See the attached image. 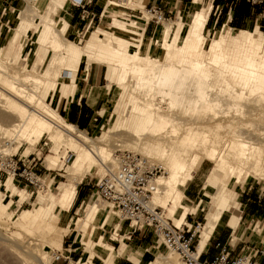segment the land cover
<instances>
[{
  "label": "bare ground",
  "instance_id": "6f19581e",
  "mask_svg": "<svg viewBox=\"0 0 264 264\" xmlns=\"http://www.w3.org/2000/svg\"><path fill=\"white\" fill-rule=\"evenodd\" d=\"M24 1L25 6L16 11L18 22L11 40L15 43L22 34L25 21L35 22L37 19H44L46 22L44 21L45 24L38 28L37 40L39 42L47 40V44H49L47 47L52 50L47 61L51 60V63L49 67L46 65L41 72L32 70L31 73L26 72L19 75L7 72L0 73L2 74L0 84L4 87L1 89L11 95L7 97L9 100L7 111L13 115L12 123L5 127L0 125V128L6 134L11 135L12 139L19 137V142L14 146L15 151L19 149L23 142H26L28 146H34L39 139H34L33 134L36 131L39 132L40 137L47 134L48 139L53 142V154L48 159L49 166H55L61 158L63 160L67 159L69 152H74V160L66 167V171L72 176H77L84 164H97L99 167H106L105 163L109 154L103 146L98 145V142L103 141L102 143H104L105 135L112 133L118 127L115 122L110 126L106 125L102 135L98 134L93 137L86 131L80 130L75 125L65 121L59 115L57 109L50 108L48 101L55 96L58 82L61 80L60 75L63 73L65 78L67 76L74 78L77 75L78 66L68 64L70 61L77 62L76 58H81L88 67L93 63H99L109 69L120 68L119 85H124L127 74L132 73L135 76L133 91H141L148 96H154L155 93H158L160 100L167 98L169 106L171 104V106L182 108L184 112L200 109L211 111L213 115H216L220 112L217 107L225 105L222 101L226 95L239 100L243 99L244 95H248L250 98L252 97L253 102H257L256 104L264 100V38H255L252 32L241 29L238 30L239 36L235 37L234 40L226 38L222 31L218 38L207 39L203 31L206 28L209 8H199L189 21H186L187 16H185L184 21L180 18L174 22L163 20V27L158 37L156 39L146 37L147 45L145 46L140 43L141 29L139 27L130 26L129 24L122 25L124 28L120 30L123 31V34H120L112 29L117 28L115 24L118 23H115L114 26H110L111 30L101 31L107 39L100 36H91L82 47H79L74 42L65 39L61 30L53 27L52 21L51 23L47 22L54 10L50 3H55L61 7L64 5L65 0H49V2L47 0V4L43 9H39L36 0ZM132 1L121 0L111 2L110 5L138 9ZM115 12L125 13L121 10H115ZM143 12L148 13L146 9ZM44 25L49 27L44 28ZM150 45H153L154 48H161V55L173 61L154 59L153 56L155 55H152L149 51ZM37 46H33V51ZM5 52H7L6 49ZM202 53H204V60H197ZM206 60L211 63L208 62L210 64H207ZM237 62L240 64H236ZM213 66L215 67L213 68ZM37 76H45L48 80L46 81L47 78H44L42 81ZM49 79L53 80L54 83L48 100L44 101L42 97ZM18 81L26 83V85L21 83L22 86H19ZM182 81L192 85V93L188 98L180 93L179 85L183 84ZM211 82H220L222 85L221 87L215 86ZM232 83L238 85L240 89H235ZM219 87L225 90L221 91ZM72 88L73 86H70L69 94ZM112 90L114 91V84L109 85L105 96H109ZM7 94L0 91V95L6 96ZM135 100L134 102H136ZM146 105L139 110L140 116H125L126 119L123 123H120L119 128L134 129L132 135L138 140L141 146L140 150L153 153L163 159L167 157V159H164L166 161L164 164L170 170L169 175L166 177L158 176L153 184L154 192L160 194L168 217L174 219V225L181 226L184 223L183 219L186 213L193 211L191 207L189 208L180 203L182 192H180L178 185L191 176V171L194 170L202 157L215 160L216 170H219V175L215 176L220 178L221 183L227 187L231 184L230 178H234V182L239 183L245 172V175L261 176L263 170L260 169L258 156L255 157L250 151V145L253 142L250 141L251 139L249 140V137L254 133H251L252 135L249 133L250 136L247 138L246 135H242L244 132L240 131L241 128H239L243 116H223L228 117L226 119L227 124L223 125L220 121H215L211 128L208 125L184 121L185 131L180 135H175L173 132L179 124L178 118L171 116L157 104L147 103ZM230 107L234 108L235 106L233 107L232 104ZM136 109L135 105L134 110ZM243 110H241V113L244 112ZM246 112L250 115L255 114L257 112L256 106L249 108ZM217 117L210 116V119L213 120ZM220 128H225L227 134L230 133L231 137L233 136L228 142L223 141V143L225 142L222 144L223 149L219 148L222 141V137L218 132ZM256 134L258 135V133ZM257 135H255V138H258ZM14 143V140L8 142L4 150L10 149ZM59 144L68 149L66 153H59ZM186 147H190L189 150ZM27 148L26 153L28 152ZM193 148L199 149L201 153H194ZM176 149L178 151H175ZM114 167L115 164L109 168L106 167V171ZM179 169H185L186 173L178 172ZM220 175H222V179ZM71 177L69 182L60 184L58 195L50 200V210L60 212V210H65L70 206V201L82 180L81 177L78 180ZM39 188V197L48 194L44 182L40 184ZM211 188V183L203 186L202 200L199 205L209 199ZM6 203L7 201L0 200V215L5 210ZM151 203L153 204V202ZM224 209H226L224 201L216 203L206 215L205 222H210L212 228ZM96 210L97 207L94 202L87 205L85 216L81 221L83 225H88L89 219L94 216ZM19 219L21 221L19 223L28 222L36 230H40L41 223L44 222V219L38 216L37 211L28 209L23 210ZM120 219L124 221L122 217ZM62 230L66 234L68 228L64 227ZM207 238V233L201 236L198 246L195 247L194 257L200 255L197 247L201 249ZM58 246L61 247V242H58ZM91 254V251L84 250L75 263L88 264ZM40 257L42 258V255ZM163 260L162 255H157L152 264H161Z\"/></svg>",
  "mask_w": 264,
  "mask_h": 264
},
{
  "label": "rangeland",
  "instance_id": "374dc122",
  "mask_svg": "<svg viewBox=\"0 0 264 264\" xmlns=\"http://www.w3.org/2000/svg\"><path fill=\"white\" fill-rule=\"evenodd\" d=\"M4 1V0H0ZM14 3L12 4L13 8L10 11V14L6 17H8V21L3 25L0 31V73H9V74H24L26 72H32V70H35L37 72H41L43 68L47 65L48 67L50 66L51 60L47 61L50 54L52 53V50L50 47L48 48L49 44H47V40L43 41H38L37 40V33L39 32V29L43 24H45L44 19H37L35 22H29L25 21V25L23 24V32L20 34L19 38L15 41L11 40V37L13 35V31L17 25L18 22V17H17V10L22 9L25 6V1L24 0H12ZM72 1V0H71ZM117 2L121 0H115ZM136 1V0H134ZM47 0H36V5L39 7V9H43V7L46 6ZM49 2V0H48ZM74 2V1H72ZM133 2V1H132ZM254 4H261L259 7V13L256 15V20L251 23L246 30L252 32L255 35V38L258 39H263L264 38V25L262 27L259 26V21L261 19H264V6H263V0H253ZM134 3V2H133ZM53 7V11L51 12L49 19L47 22L53 24V27L56 29H60L61 32L63 33V37L67 40H70L74 42L77 46L82 47L85 43V41L91 37V36H97V37H103L107 39L106 36H104L102 33H97V30L100 31H109L110 26H114L117 21H120L122 23H126L128 21H135V23L139 26H142V22L144 21H149V22H154L153 19H151V15L149 13H145V9L149 8L151 5H146L143 1V8H140L139 11L137 10H131L130 12H133L134 15H128L127 13L121 14L119 12L110 11L111 15L110 16H103L102 19L99 22L92 23L90 25L83 26L80 30L79 33L77 34H71V31H65L64 29V21L60 18V12L59 9L62 8L63 6H57L55 3H50ZM57 7H56V6ZM114 7H111V9L117 8V10H128L126 7H116L115 5H111ZM200 6V5H199ZM56 7V8H55ZM59 7V8H58ZM126 8V9H124ZM202 8V7H201ZM206 8V7H205ZM110 9V10H111ZM199 9V8H197ZM129 11V10H128ZM164 12V11H163ZM108 14V13H106ZM166 20H171V22L176 21L177 19H181L182 21L185 20L186 15H182L181 17L177 18L180 13L177 12L176 16L174 14H167L164 13ZM143 16V17H142ZM177 18V19H176ZM61 20V21H60ZM190 20V16H188L187 21ZM1 21H4V19H0ZM45 21V22H44ZM63 21V22H62ZM61 22V23H60ZM31 23V24H30ZM155 23V22H154ZM128 24V23H127ZM157 25V30L155 32V36L153 39H156L158 37V34L163 27L162 23H155ZM116 27L118 28H112L114 31L117 33L123 34L120 29H123L124 26L121 24H115ZM124 25V24H123ZM132 22L130 26H132ZM258 25V26H255ZM48 25H44V28H48ZM94 27H101L97 28V30L93 29ZM143 27V26H142ZM221 27V26H220ZM220 27H215L211 28L210 26H207L205 30L203 31L204 36L211 40L214 38H218L221 34V31L223 34H225L226 38H230L231 40H234L235 37L239 36V31L236 30L235 28L229 27L227 24H224L221 28ZM259 27V28H258ZM222 29V30H221ZM8 31L7 35L6 32ZM125 34V33H124ZM151 36V35H150ZM146 37L149 36H144L141 33L140 36V43L145 46L147 45V41L145 40ZM36 49L33 51V46H36ZM178 45V44H177ZM179 46V45H178ZM150 53H152L154 59L156 60H167V61H173L172 59H166L164 56L161 55L162 49L159 47L154 48L153 45H150L149 47ZM5 49L7 52H5ZM3 50V53H2ZM5 52V53H4ZM57 53V52H56ZM143 53H145L143 51ZM163 54V53H162ZM161 55V56H160ZM231 55V54H230ZM46 57V58H45ZM28 58V59H27ZM199 61L204 60V53L200 55V57L197 58ZM41 61L40 63H38ZM76 61H70L68 64L72 65H77L80 67L87 68L85 61H83L81 58H76ZM207 64H210L211 62L209 60H206ZM210 62V63H208ZM83 64V65H82ZM236 64H240L237 62ZM104 68V73L106 69L108 70L107 67H105L103 64H100ZM215 66H213L214 68ZM212 68V69H213ZM215 70V69H213ZM30 72V73H31ZM113 73V80L109 79L111 74ZM108 72V83L112 82L114 84V91L112 90V93L110 94L111 99H113V104L115 103L114 107L111 108L110 112L114 111L113 116H107L106 121L104 123V126L95 133H90L89 135L95 137L96 135H102L104 133V130L106 129V125L109 123V121L114 120L115 125L118 126L117 129L115 128V131L112 133H107L104 137V143L103 141H99L98 145H101L105 148V150L108 151V160L105 163L106 167H111L112 165L114 166V158L115 154L118 153L119 151H133L136 152L148 160H150L151 164H159L165 169V173L162 174V177H166L169 175L170 170L168 167L164 164L166 161L164 159H167L165 157L164 159L158 155H154L153 153L147 152V151H142L140 150L141 146L138 143V140L133 137L132 132H134V129H128L126 130L125 128H119L120 123H123L126 119L125 116L127 115H139L140 112L139 110L145 106L148 103H153L154 105H159L161 108L167 112L168 114H171V116H176L178 118L179 124L176 126L177 129H175V135H180L185 131V126H184V121L186 122H193L194 124H203V125H208L210 128L214 125L215 121H220L223 125L227 124V118L229 116H243L242 119V124L239 126L240 131L244 132L242 134L243 136H247V138L250 136V134L254 133L252 136L249 137V140L252 141V145H250V151L252 154L257 157L258 156V163L260 165V169L263 170L261 173V176L257 175H243L240 178L239 183H235L234 178H230L231 184L227 187L226 185H223L220 181V178H217L215 175H219V170H216V162L215 160L207 159V157H202L199 162L197 163L196 166H201L204 168V173L205 176L202 181V184L204 182L205 184L211 183L212 188L210 192V197L209 201L213 202V205L215 206L216 203L219 201H225V199H229L231 197V194L235 193L236 197V188L238 186H241L245 181L252 179V180H260L264 184V100H262L261 103L256 104L257 102L252 101V97L250 98L248 95H244L243 99H233L229 96H225L223 99L222 103L225 104L221 107H217L220 112H218L216 115H213V112L211 111H189V112H184L182 108H177L176 106H169V100L167 98L161 99L159 97L158 93H155L154 96H148L145 95L141 91H136L132 90L134 89V84H135V76L132 73L127 74L126 82L124 85H119L118 84V78L119 74L121 72L120 68L114 67L112 71ZM2 74H0V78ZM36 75V74H35ZM39 77L42 81L44 78L46 79L47 77L45 76H37ZM61 80L58 82V88L57 91L55 92V96L50 99L49 106L53 110L56 109L54 100L56 99V95L58 93V98L57 102H61L64 98L68 97L69 90H70V85L66 84L67 78L63 73L60 75ZM65 78V81H64ZM48 78L46 79V81ZM18 85L22 86L26 85V83H23L21 81H18ZM22 83V84H21ZM53 80L49 79L48 81V86L45 89L43 93L42 99L44 101L48 100L50 90L52 89L53 86ZM107 83V80H106ZM182 85H179V89L181 90L180 93H183L185 98L190 97L192 93V85H188V83L182 81ZM212 85L215 86H220L222 83H216V82H211ZM235 89H240V87L235 85ZM105 85V84H104ZM221 91L225 90L224 88H220ZM1 88H4L0 84V91L2 93H6L3 91ZM11 95L7 94L6 96L0 95V125L2 127L8 126V124L12 123V114L7 111V105L9 103V100L7 97ZM137 98L136 100L134 98ZM246 98V99H245ZM256 98V97H253ZM231 99V100H229ZM249 99V100H248ZM134 100L136 102H134ZM229 100V101H228ZM151 101V102H150ZM147 102V103H146ZM230 102V104H229ZM5 103V104H4ZM234 108H231L230 106ZM144 104V105H143ZM261 104V105H260ZM137 107L136 110H134V107ZM230 105V106H228ZM256 106V113L250 115L246 110L249 108H253ZM152 107V106H151ZM242 107V108H241ZM244 109V110H243ZM246 109V110H245ZM58 110V109H57ZM241 110L244 112L241 113ZM260 110V111H258ZM7 111V112H6ZM225 111V112H221ZM59 113V111H58ZM60 115V114H59ZM61 116V115H60ZM210 116H218L216 119H210ZM223 116H228L227 118ZM262 119H261V118ZM262 120V121H261ZM259 123V124H258ZM257 129H256V127ZM174 129V128H173ZM84 131V130H83ZM3 132V133H2ZM219 135L222 137L221 141V146H219L220 149H223L222 144L225 142H228V140H231V134L226 132L225 128H220L218 130ZM246 133V134H245ZM250 133V134H249ZM258 133V135L256 134ZM4 134V135H2ZM248 134V135H247ZM255 135H257L258 138H255ZM34 139L39 138L35 146H28L26 142H23L21 144V148L18 150H14V146L17 145L19 142V137L16 139H12V136L9 134H6V132L2 131L0 128V154L1 155H8V154H16L17 156L23 151L25 147H28V151L34 152L32 156H37L40 157V161L42 162L43 166L46 167L49 172H51V175H42L41 177V183L44 182L46 185L47 189V195L43 197H39V189L40 188H34V187H23V183H20L21 185L18 186L17 183H15V186H12V178L11 175H9V179L7 180L6 183H4V188L8 191L7 193H4V188L2 185V182L4 181V176H0V200L2 199L3 201H7L5 210L1 213L0 215V264H62L61 259L56 260L53 256V250H61L62 249V242H63V237L69 233L70 230H73L75 233L80 232L81 235H85L87 232L89 233L93 224L95 226V221H96V213L92 218L89 219L88 225H83L82 224V219L84 218L85 214V208L84 212H81L79 217L74 225H70L66 228H68L67 233L62 230V228L57 224V216L58 213L57 211H52L50 210V200H52L55 196L58 195L59 192V186L62 183H67L70 181V175L66 171V167L68 164L74 160L75 153L71 152L73 157L71 158L70 161L67 162V159L63 160L61 158L55 166H49L48 159L50 158V155L53 154V142L48 139V135L44 134L40 137L39 132L36 131L34 134ZM254 136V137H253ZM213 137V136H212ZM255 138V139H254ZM226 139V140H225ZM14 140L15 143L11 146L10 149H6L7 143ZM254 140V141H253ZM39 141V142H38ZM223 141H225L223 143ZM260 141V143H259ZM38 142V143H37ZM257 142V143H256ZM262 143V144H261ZM254 144V145H253ZM256 144V145H255ZM260 144V145H259ZM23 145V146H22ZM59 153H63L68 150L64 145L59 144ZM188 150L190 147H186ZM195 150V151H194ZM18 151V152H17ZM175 151H178L177 149ZM194 153H201L199 149L193 148ZM16 152V153H15ZM70 153V152H69ZM192 153V152H191ZM37 154V155H36ZM190 155V154H189ZM25 156V155H23ZM68 156V155H67ZM63 157V156H62ZM189 157V156H188ZM59 165V166H57ZM196 166L194 169H196ZM41 167V166H40ZM106 167H99L97 164L92 165V164H84L81 170L79 171V174L77 176L73 175L72 177L74 179H79L80 177L83 179V177L87 173H91L94 176V179H97L99 176H102L104 172L106 171ZM43 168V167H42ZM216 170V171H215ZM191 171V170H189ZM215 171V172H214ZM48 172V171H47ZM178 172L186 173V170H178ZM194 170L191 171L190 175L192 176V173ZM55 173H58L55 182L52 179L53 175ZM67 173V174H66ZM69 174V176H68ZM186 178L182 184L179 185H184L190 178ZM221 179L223 178L222 175ZM256 176V177H255ZM47 177V178H46ZM71 177V178H72ZM157 178V177H156ZM6 180V179H5ZM5 182V181H4ZM14 183V182H13ZM201 184V186H202ZM200 186V187H201ZM182 189V186H180ZM13 191H10V190ZM33 191V194L30 197V193ZM12 193V194H11ZM223 194V195H222ZM214 196V197H213ZM14 200V203H13ZM26 200V201H25ZM93 201V200H92ZM162 198L160 197V194L157 192H154L152 196V202L154 205L161 206L163 208V212L167 218V210L164 208V201L162 202ZM98 203H101L100 205L96 204L97 208H102L103 206L106 205L105 202L101 200H97ZM13 203V204H12ZM210 206V202H203L200 206V209L197 211V213L194 215L193 220L198 217L199 221L201 222L202 226V234L203 236L204 233L209 234L210 230L214 227L211 228V223H206V217L204 220V216L206 211L208 210ZM34 210L37 211L38 216L42 217L44 219V222L41 223V229L36 230L33 226L26 224V223H19L21 222L19 217L20 214L23 212V210ZM109 216V221L111 222V219L114 218V222L120 221L121 223L123 222L122 219L119 220L120 213L116 212V209L110 210L107 214ZM107 217V216H106ZM48 218V220H47ZM172 222V217L169 218ZM189 221H191V218H187ZM204 221V222H203ZM48 222V223H47ZM110 222L106 224L105 226L102 225V227H107L110 226ZM174 223V222H173ZM203 223V224H202ZM52 224V225H51ZM175 224V223H174ZM47 226V227H46ZM180 226V225H177ZM115 225L113 226V228ZM45 228V229H44ZM211 228V229H209ZM95 229L90 232V237L88 239H82L83 245H84V250L86 251H91V257L88 261V264L92 263V259L94 256H97L95 253H103L104 247L102 248V243L101 242H94L96 240L93 239ZM200 231H197L196 233V239L198 240V234ZM122 234V233H121ZM113 238H118V241L120 242L123 238L120 236H116L115 232L112 235ZM153 238L157 241L154 242V245L156 246V254L155 255H162L164 257L163 263L162 264H184L181 260L177 258V256L170 250H167L163 243L159 239L153 236ZM127 240V239H126ZM106 241V240H105ZM58 242H61V247L58 246ZM121 243V242H120ZM198 253H200V249L197 247ZM42 255V258L40 257ZM40 255V256H39ZM166 256V257H165ZM99 257V256H98ZM80 258V257H79ZM78 260V259H77ZM74 261V264H76ZM94 264H96L93 261Z\"/></svg>",
  "mask_w": 264,
  "mask_h": 264
},
{
  "label": "crops",
  "instance_id": "0c3cea01",
  "mask_svg": "<svg viewBox=\"0 0 264 264\" xmlns=\"http://www.w3.org/2000/svg\"><path fill=\"white\" fill-rule=\"evenodd\" d=\"M72 1L76 2L79 0ZM72 1L65 0L63 7L59 9L60 18L64 21V29L65 31H71V34L79 33L83 26L99 22L103 16H110V11L117 10V8L111 9L114 6L110 5L111 2H116L115 0H86L84 7L77 6ZM143 1L146 5L161 6L164 13L167 14H174L176 16L177 12L180 13L177 18L184 14L187 16L186 21L188 16L190 18L193 16L198 10L197 8H209L206 27H222L224 24L228 25V22L231 20V9L228 5L227 13L223 16L221 25L218 26L219 15L224 3L214 7V0H133L138 9L131 10L139 11L140 8L144 7ZM13 3L12 0L0 2V19H4L0 23V31L8 21V17L6 16L10 14ZM128 10H124V12L128 15H134L133 12H130V9ZM131 22L134 26L141 29V33L144 36L147 35L153 38L156 35L157 25L154 22L144 21L142 22V27L137 25L133 20L126 23L117 21L121 25H127V23L130 25ZM97 28L101 27H94L93 29L97 30ZM241 29L243 28L236 30ZM7 33L8 31L6 35ZM97 33H101V31L97 30ZM112 70L113 68H108L104 73L103 66L99 63H93L87 68L80 67L74 78H67L65 81L66 84L73 86L70 94L59 103L57 102V93L56 99L54 100L56 109H58L61 117L80 130L86 131L88 134L95 133L100 127L102 128L107 116H113L114 114V111L110 112V110L114 107L115 103L113 104V99H111L110 95L105 96L109 85L112 84V82L108 83V72ZM109 77L110 80H113V73ZM114 122V120L109 121L107 126L114 124ZM26 148L23 151V155L25 156L22 155V152L19 156L24 160V163L28 164L34 152L28 151L26 153ZM35 158H37L36 171L41 175L50 176L51 172L43 166L42 162H39L40 157ZM57 175L59 174L55 173L53 178H50L52 179V183L53 181L55 182ZM204 176V168L196 166L191 178L184 185H178L180 192H182L180 203L193 209V211L186 213L183 219L184 222L186 220L189 221L187 219L188 217L194 221L195 219L193 220L192 217L200 209L201 204L199 205V203L202 200V188L204 186V182L202 184V178ZM8 179L9 177L6 178L4 183ZM97 181L98 178L94 179L91 173H87L83 177L70 201V206L65 210H60L58 213L57 224L59 226L68 227L74 225L77 219L81 217L80 213L84 212V208L86 213V207L90 202L101 204L97 202ZM11 184L15 186L13 181ZM180 186H182V189ZM236 190V197L235 193H233L229 199H225L226 209L221 212L219 219L210 230L206 242L200 249V257L206 260L213 259L219 252V248L216 247V242H220L230 250L232 255L238 253L250 254L256 264H264V184L260 180L249 179L241 186H238ZM10 191L13 190L11 189ZM206 202H210V206L205 213L204 220L206 215L214 207L212 201L207 200ZM109 211L106 205L96 210V229L93 224L90 232L95 229L93 239L97 240L94 242H101L104 250L103 254L95 253L97 256H94L92 260L96 264H152L157 256L155 255L156 246L154 242L156 240L153 238L154 235L147 230H135L129 235L128 222L125 220L122 223L120 221L114 222V218L110 222L109 216L107 215ZM172 220L174 222L173 218ZM109 222L110 226L102 227V225L105 226ZM114 225L115 227L113 228ZM90 232L82 236L80 232L75 233L73 230H70L63 237L62 249L53 250V256L58 255V260L61 259L62 264H74V261L84 252L82 239H88ZM114 232L116 236L123 238L120 241L121 243L118 241V238H113L112 235ZM201 234L202 226L196 246L200 242ZM93 261L91 264H94Z\"/></svg>",
  "mask_w": 264,
  "mask_h": 264
},
{
  "label": "built area",
  "instance_id": "2783aa9c",
  "mask_svg": "<svg viewBox=\"0 0 264 264\" xmlns=\"http://www.w3.org/2000/svg\"><path fill=\"white\" fill-rule=\"evenodd\" d=\"M85 1L79 0L73 3L84 7ZM146 10L155 23L166 20L161 6L151 5ZM35 157L37 156H32L30 162L26 164L19 155L17 156V153L0 154V176L3 175L5 181L11 174L13 182L18 186L23 183L24 188L26 186L39 188L42 175L35 169L37 163ZM72 157L73 155L69 153L67 162ZM163 173L165 169L162 166L151 164L150 160L144 156L133 151H119L115 154V167L107 169L102 176L98 177L97 199L105 202L108 210L116 209L120 213L117 217L119 219L122 217L128 222L129 235L135 230L151 232L184 264H256L250 254L232 255L230 250L220 242H216L219 252L213 259H201L200 255L194 257L196 233L201 228L198 217L194 221L186 220L178 227L165 216L163 208L151 203L155 191L153 183L156 177ZM7 192L4 188V193ZM32 194L33 191L30 197ZM54 258L57 260L59 256Z\"/></svg>",
  "mask_w": 264,
  "mask_h": 264
},
{
  "label": "trees",
  "instance_id": "16d2710c",
  "mask_svg": "<svg viewBox=\"0 0 264 264\" xmlns=\"http://www.w3.org/2000/svg\"><path fill=\"white\" fill-rule=\"evenodd\" d=\"M259 1V0H256ZM264 1V0H263ZM224 3L222 6L219 19L218 26L221 25V21L223 16L227 13L228 5L230 6L231 20L228 22V26L231 28L246 29L251 23L256 20V15L259 13V7L261 4H254L253 0H214V7ZM227 4V6H226ZM264 6V2H263ZM264 25V19L259 21V26L262 27Z\"/></svg>",
  "mask_w": 264,
  "mask_h": 264
}]
</instances>
